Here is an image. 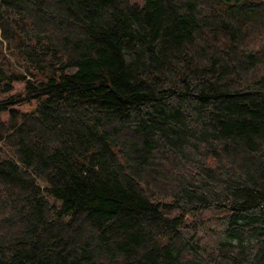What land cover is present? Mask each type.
I'll use <instances>...</instances> for the list:
<instances>
[{
	"label": "trees",
	"instance_id": "1",
	"mask_svg": "<svg viewBox=\"0 0 264 264\" xmlns=\"http://www.w3.org/2000/svg\"><path fill=\"white\" fill-rule=\"evenodd\" d=\"M0 264H264V0H0Z\"/></svg>",
	"mask_w": 264,
	"mask_h": 264
},
{
	"label": "rangeland",
	"instance_id": "2",
	"mask_svg": "<svg viewBox=\"0 0 264 264\" xmlns=\"http://www.w3.org/2000/svg\"><path fill=\"white\" fill-rule=\"evenodd\" d=\"M131 1H136V2H138L139 4H142L143 2H144V0H131ZM20 87H21V84L20 83H16L15 84V88L16 89H20ZM24 108H29V106H24ZM217 215V213L216 212H212V211H210V212H207V213H205L204 214V217H203V222H202V226H203V228H217L216 227V225H217V221L219 222H221V220L222 219H220V220H218V219H215L216 216ZM204 231H202V230H200L198 233H197V235H200V234H202ZM211 239L212 238H206L205 240H203L202 241V245L203 246H207L209 243H211V244H213L214 242H212L211 241ZM214 239V241L216 240V237H214L213 238Z\"/></svg>",
	"mask_w": 264,
	"mask_h": 264
}]
</instances>
